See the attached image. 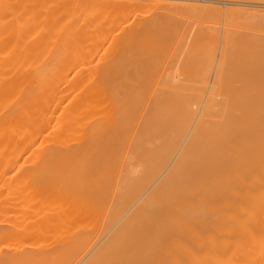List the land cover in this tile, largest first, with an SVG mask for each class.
Returning a JSON list of instances; mask_svg holds the SVG:
<instances>
[{
	"label": "bare ground",
	"instance_id": "obj_1",
	"mask_svg": "<svg viewBox=\"0 0 264 264\" xmlns=\"http://www.w3.org/2000/svg\"><path fill=\"white\" fill-rule=\"evenodd\" d=\"M30 1L0 0V264H264V15L241 34L240 14L210 6L194 31L175 28L185 56L221 37L198 74L177 72L181 53L177 71L126 75L100 65L114 33L99 63L84 56L100 39V0ZM248 1L264 2L228 0ZM139 22L160 51V21ZM231 62L246 73L225 75Z\"/></svg>",
	"mask_w": 264,
	"mask_h": 264
},
{
	"label": "rangeland",
	"instance_id": "obj_2",
	"mask_svg": "<svg viewBox=\"0 0 264 264\" xmlns=\"http://www.w3.org/2000/svg\"><path fill=\"white\" fill-rule=\"evenodd\" d=\"M28 1V2H27ZM30 0H26V2L27 3H33V2H29ZM33 1V0H32ZM36 1V0H35ZM40 2H42V0H39ZM45 2H46V0H44ZM43 1V2H44ZM49 1V0H48ZM53 2L51 3V1H50V4L52 5L51 6V8L52 7H54V5H55V8H57V6H58V3L57 2H59V1H61V0H52ZM69 1V0H68ZM72 0H70V2H71ZM109 2V0H100V1H98L96 4H97V6H96V8L97 7H101V9H99V8H97V10L95 11V15H96V18H97V21H98V30H99V33H101V34H99V37H100V39L97 41V44H95V45H93L92 47L91 46H89L90 44H88V43H84L83 45H85V46H82L83 47V51H86V49H88L89 48V50H87V52L90 54V55H88V53L87 52H85L86 54H84V56L86 57V55H87V57H86V61L88 62L89 61V65L90 64H92V65H94V64H96V63H99V61H101V60H99V59H97L98 57H99V53H100V51L101 50H103V52H104V50H105V47H103V46H106L107 45V42H110L111 40H113L114 42H115V40L117 39V41H118V43H112V45H109L108 44V47H111V48H106V50H107V52L106 53H104L105 55H103L102 53H100V54H102V55H100V59H102V62H100V65L102 64H105V61L107 62V65H108V63H111V64H109V65H111L112 67H114L113 65H115L116 64V68H117V70H116V68H115V70H114V72H116V73H124V74H126V75H134V74H140V72H141V74H144V73H151V74H153L154 73V71L156 70V72L157 73H160L158 70L160 69V71L161 72H164L165 70L166 71H168V72H170V70H172L171 72H174L173 70H175V71H177L175 68H173L174 67V63L177 61V60H179V62H180V59L179 58H181V71H177L178 73H185V74H187V75H191V76H193V75H195V73L196 74H198L199 73V71H200V69H198V68H200V67H196V65L197 64H200L199 62L201 61V57L203 56V53H202V49H204L203 47H202V49H201V47H199V48H193L192 49V51L190 52V54H188V56H187V54H186V56L185 55H183V52H182V49H179L180 48V46H178V50L176 49L177 47H176V45H177V43H178V41L176 42V44H175V41L176 40H179V39H176L175 37L178 35V36H180L178 33H176L175 32V28L176 27H181V28H184V29H186V28H189V29H192V31H194L197 27H198V24H200L199 22H201L200 21V19L201 20H203V18L202 17H204L205 15H206V12L208 13V11L212 8V7H210V6H217V7H219V8H221L222 9V11L223 12H225V10H226V7H229V8H231V9H234V12L233 13H235L236 15H241L240 17H242V18H240V19H238L239 21L240 20H242L243 22H244V24L245 25H243L242 23L243 22H240L241 24H239V25H242L243 27H241V26H238V27H240V29L242 30H240V29H238L237 31H235V34H234V36L236 37V34H238L239 33V30H240V32H241V34L242 33H246L245 32V30L244 29H251V27H252V25L254 24L253 23V21H254V19H255V17L256 16H258V15H264V2H250V1H248L247 3H238V5H237V3L235 4H231V2H228V0H225L226 1V3H225V1L224 0H134L135 2L133 3L132 2V0H122V1H120V0H114V3H113V0H112V2L110 1L109 3H113V4H111V5H109V3H106V2ZM130 1H131V3H130ZM223 1V2H222ZM73 2V1H72ZM74 2H75V0H74ZM99 2H100V4L101 5H99ZM129 2V3H128ZM105 3V4H104ZM56 4H57V6H56ZM103 4H104V6H103ZM123 6H122V5ZM241 4V5H240ZM243 4V5H242ZM250 4V5H249ZM261 4V5H260ZM115 5V7H116V5H118L119 6V8L121 9V10H119V12H116L115 10H118L117 8H115L114 9V12H116L117 14L116 15H118L119 13H120V15L119 16H116V15H114V13H113V15L115 16H113L112 17V14H109L108 12H107V10L109 11V10H111V9H113V8H111V9H109L110 7H113ZM124 5H126V6H124ZM130 5V6H129ZM110 6V7H109ZM120 6H122V8L120 7ZM127 6H128V8H127ZM109 7V8H108ZM125 7H126V9H125ZM108 8V9H107ZM103 9L106 11H104V13L102 14V12H103ZM125 9V11L127 12V13H129V11L130 12H132L131 14L129 13V14H127L126 12H125V14H123V12H122V10H124ZM135 9H138V10H135ZM139 9H140V11H141V9H142V12H139ZM144 9V10H143ZM236 9V10H235ZM53 10H54V8H53ZM128 10V11H127ZM56 11V10H55ZM145 11H147L145 14H146V16H147V18L149 19V20H151V19H155V21L157 20V21H160L157 25H156V28H154L155 29V31H154V33H156L155 35H154V33H153V36H155V37H153V39L154 40H156V39H158V38H162L163 39V37L164 38H167L166 39V43L169 41V43L170 44H166L165 43V46H168L167 48H162L160 51L158 50V52H157V50H153V48L151 49V47H152V45H151V39L150 40H147V42H146V49H150L149 51H151V50H153V51H151V52H149L148 50H146V49H144L145 47H144V29H141V31L139 30V31H135V27L137 26V24H138V22L140 21L141 22V24H142V22L144 23V12ZM162 11H163V13L164 12H167L166 14L167 15H163L162 14ZM176 11H178V12H176ZM237 11V12H236ZM245 11V12H244ZM99 12H101V13H99ZM110 12V11H109ZM112 12V11H111ZM138 12V13H137ZM238 12H240V13H238ZM108 13V14H107ZM121 13H122V15H126V16H128L126 19H128V21L125 19L124 21H123V19L125 18L124 16V18H122V16H121ZM136 13V14H135ZM147 13H148V15H147ZM175 13V14H174ZM199 13H201V14H199ZM246 13V14H245ZM61 14V13H60ZM111 16V18L112 19H114L112 22H111V19L110 18H107V16ZM137 16V14H138V16L137 17H135V15ZM161 15V17H160V15ZM194 14V15H193ZM204 14V15H203ZM209 14H211V13H209ZM208 14V15H209ZM244 14V15H243ZM61 15H64V14H61ZM103 17H101V16ZM105 16V18L106 19H108V22H109V24H108V22L106 21V19L104 18V16ZM141 15V16H140ZM150 15V16H149ZM177 15V16H176ZM198 16V15H200L199 17H198V19H196L197 17H194V16ZM246 15V17L244 18L243 16H245ZM83 16V15H82ZM81 16V17H82ZM98 16V17H97ZM108 16V17H109ZM134 16V17H133ZM188 16V17H187ZM218 16V18H219V20H220V22L219 21H217V20H215V19H218V18H214V22H215V24H214V22H213V26H212V28L216 25H218L219 26V28L218 27H214V30L215 29H219L218 31H216V32H219V34L221 35L222 34V31H223V28H224V24L223 23H226V20H225V17H224V15H217ZM220 16V17H219ZM101 18V19H98V18ZM117 17V18H116ZM141 17V19H139ZM151 17V18H150ZM168 17V18H167ZM184 17V18H183ZM205 17H207V15L205 16ZM216 17V16H215ZM237 17H239V16H237ZM247 17H248V19H247ZM159 18L161 19V20H159ZM168 20H167V19ZM175 20H174V19ZM180 18H183L182 20L180 19ZM232 18H234V19H236L237 20V18H236V16H232ZM250 18H253V19H250ZM104 21H103V20ZM119 20L120 21V23L119 24H117L119 21H117V20ZM136 19V20H135ZM171 19V20H170ZM188 19V20H187ZM207 19V18H206ZM130 20V21H129ZM165 20V21H164ZM180 20V22H178ZM231 20V19H230ZM237 20V21H238ZM251 20V21H250ZM102 21H103V23H107V24H104V25H101L102 24ZM117 21V22H116ZM122 21V22H121ZM127 21V22H126ZM162 21V22H161ZM168 21V22H167ZM174 21V22H173ZM186 21V22H185ZM196 22V24H195V22ZM205 21H207V20H205V18H204V21L203 22H201V24L202 23H204ZM232 21V20H231ZM230 21V23H232V26L235 28V25L237 24V23H235V24H233V22H235V20L234 21H232L231 22ZM247 21V22H246ZM114 22V23H113ZM139 22V23H140ZM166 22V23H165ZM173 22V23H172ZM84 23H86L85 21L84 22H82V26L85 28L86 27V29H84L82 26V31L81 32H83V34L84 33H86L87 31L89 32H91V29H92V27L91 26H88L87 24H84ZM88 23V22H87ZM128 23L130 24L129 26L130 27H127L128 26ZM196 25H194V24ZM211 23H212V21H211ZM247 23H250V26H248L249 24H247ZM110 24H113V25H110ZM124 24V25H123ZM171 24V25H170ZM185 24V25H184ZM209 24V23H208ZM207 24V22L205 23V25H208ZM111 27H110V26ZM123 26V27H121L120 28V26ZM125 25H126V27H125ZM139 25V24H138ZM182 25H183V27H182ZM248 26V28H246V27H244V26ZM103 27V29H102V27ZM119 26V27H118ZM199 26H201V25H199ZM223 26V27H222ZM100 27H101V30H100ZM108 27V28H107ZM125 27V28H124ZM138 27V26H137ZM194 27V28H193ZM112 28V29H111ZM168 28V32H167V30H165V29H167ZM170 28V29H169ZM242 28H244V29H242ZM89 29V30H88ZM119 29V30H118ZM120 29L122 30V31H120ZM126 29V30H125ZM130 29V30H129ZM134 29V30H133ZM171 29H174L173 31L171 30ZM188 29V30H189ZM236 29V28H235ZM108 30H112L111 32L110 31H108ZM85 31V32H84ZM105 31V32H104ZM107 31H108V33H107ZM170 31V32H169ZM172 31V32H171ZM244 31V32H243ZM106 35H104L103 33ZM237 32V33H236ZM110 33V34H109ZM115 34V36H116V38L115 37H113L114 36V34ZM117 33H120L119 35L117 34ZM134 33V34H133ZM135 33L137 34V35H135ZM143 33V34H142ZM88 34H90V33H88ZM103 34V35H102ZM132 36H131V35ZM241 34H239L238 35V37L239 38H237V40H240V38L243 36V35H241ZM112 36V39L110 38L111 36ZM141 35H142V37H141ZM157 35V36H156ZM172 35V36H171ZM106 37V39H104L105 37ZM119 36V37H118ZM128 36H130V38H131V40H133L132 42H131V40L129 39V41H127L128 40ZM138 36H139V38H138ZM162 36V37H161ZM122 37H123V39H122ZM127 37V38H126ZM132 37H134V38H132ZM135 37H137V38H135ZM157 37V38H156ZM173 37H174V39H173ZM113 38H115V40L113 39ZM126 38V39H125ZM177 38H179V37H177ZM104 41H103V40ZM110 41H109V40ZM106 40V41H105ZM121 40L123 41V40H126L127 42H129V45H127V43H126V41L124 42L123 41V44L124 45H127V47L125 48L124 46V48L122 47V42H121ZM140 40H142V41H140ZM180 40H182L183 41V39H180ZM179 40V41H180ZM221 37H220V39H218V42L216 41H214V45L212 44V46L211 47H213V48H211V47H208V48H205L204 50H205V52H207V50H209V51H211L212 49V51L210 52L211 54H212V52H214L215 50H217V48H218V50L215 52V54L213 53V55L214 56H218V54H220V53H218L219 52V50H221L220 48L222 47V43H220L221 42ZM101 41H102V43H103V45H100V44H102L101 43ZM112 41V42H113ZM138 43H137V42ZM149 41V42H148ZM173 43H172V42ZM119 42H121L120 43V47L119 48H121V49H118V50H115V52L114 51H112L113 50V47H114V45H118L119 46ZM130 42H131V44H130ZM105 43V44H104ZM134 43V44H133ZM141 43V44H140ZM148 43V44H147ZM183 43V42H182ZM218 43V44H217ZM111 44V43H110ZM114 44V45H113ZM140 44V45H139ZM216 44V45H215ZM134 45V46H133ZM139 47H138V46ZM178 45H182L180 42L178 43ZM198 45V44H197ZM221 45V46H220ZM95 46H97V47H95ZM140 46H142V48H140ZM217 46V47H216ZM95 47V48H94ZM136 47H138V48H136ZM150 47V48H149ZM182 47H183V45H182ZM216 47V48H215ZM58 48V47H57ZM56 48V50L57 51H55L54 49H52L51 51H52V53H51V55H43V56H46V58H49V59H54V58H56V56H57V54L55 55V53H59L60 52V50H62L63 48L61 47V49H60V47L57 49ZM98 48V49H97ZM104 48V49H103ZM115 48V47H114ZM171 48V49H170ZM48 49V50H47ZM47 49H45V51H49L50 49L49 48H47ZM65 49V48H64ZM91 49H93V50H91ZM163 49H164V51H163ZM165 49H166V51H165ZM199 51H198V50ZM96 50V51H95ZM105 50V51H106ZM126 50H128V51H126ZM235 50V49H234ZM119 51H120V53H119ZM129 51H131V52H129ZM145 51V52H144ZM156 51V52H155ZM178 51V52H177ZM50 52V51H49ZM81 52H82V49H81ZM102 52V51H101ZM110 52V53H109ZM127 52V53H126ZM149 52V54L147 55V53ZM204 52V51H203ZM48 53V52H47ZM94 53V54H93ZM113 53V54H112ZM122 53V54H121ZM130 53V54H129ZM132 53H134V54H132ZM181 53H182V55L183 56H179V55H181ZM216 53H218V54H216ZM248 53V52H247ZM53 54V55H52ZM83 54V53H82ZM108 54L109 55H114L115 54V56L114 57H109L108 56ZM121 55L120 57H119V55ZM139 54V55H138ZM146 54V55H145ZM160 54H162V56H160ZM200 54V55H199ZM92 55H94V56H92ZM124 55V56H123ZM127 55V56H126ZM169 55V56H168ZM212 55V56H213ZM236 54H234V56H235ZM237 55H238V53H237ZM237 55H236V57H237ZM106 58H105V57ZM118 56V57H117ZM123 56V57H122ZM136 56H138V57H136ZM147 56V57H146ZM155 56V57H154ZM158 56V57H157ZM175 56H179V58H176ZM213 56V57H214ZM239 56V55H238ZM67 57V56H66ZM66 57H65V59H66ZM88 57H92L91 59H92V63H91V60H90V58L88 59ZM126 57V58H125ZM133 57H134V59H133ZM154 57V58H153ZM165 57H167V60H166V58ZM172 57V58H171ZM209 57H211V56H209ZM239 57H241V56H239ZM45 58V57H44ZM69 58H71V57H68V59H66L67 60V66L69 67V65L70 66H72L71 68L73 69L74 67V69H77V66H80V65H82V63H83V61L84 60H78V62H76L75 64H73V60H70ZM122 58V59H121ZM139 58V59H138ZM147 58V59H146ZM163 58V59H162ZM173 58H174V60H173ZM235 58V57H234ZM68 60H70L69 62H68ZM95 60V62H93ZM96 60L98 61V62H96ZM105 60V61H104ZM115 62H114V61ZM157 60H158V62L160 63H157ZM160 60V61H159ZM163 60H164V62H163ZM174 62H173V61ZM176 60V61H175ZM188 60V61H187ZM236 60H238V59H236ZM79 61L81 62V63H79ZM85 61V62H86ZM117 61V62H116ZM156 63H155V62ZM86 62V64H88ZM104 62V63H103ZM148 62H149V67H151L150 69L152 70V68H153V70L151 71V72H149L150 70H147L148 69ZM183 62H185L186 63V65L185 66H183L185 63H183ZM197 62V63H196ZM232 62H235V61H232ZM231 62V64H228L227 65V67L225 68V71H227V72H225V75H227V73H228V76L229 77H235V76H233V75H230V73L231 74H235L237 77L238 76H241V75H243V73H246V72H243L242 70H244V71H247V74H249V75H251L252 73H253V71H252V69L250 68V70L248 71V70H246L247 69V66H245V64H247V63H244L243 65L244 66H242L241 65V63L238 61L237 63H239L242 67H243V69L241 70V69H239V68H241L240 67V65L239 64H237L238 65V67H235L236 66V64L235 63H232ZM115 63V64H114ZM143 63V64H142ZM144 63H145V65H144ZM147 63V64H146ZM191 63V64H190ZM85 63H84V65H86ZM120 64V65H119ZM139 64V65H138ZM152 64V66H150ZM156 64L158 65V66H156ZM190 64V65H189ZM195 64V65H194ZM125 65V66H124ZM143 67V68H141V66ZM230 65V66H229ZM232 65V66H231ZM138 68H137V67ZM145 66V67H144ZM159 66H161V67H159ZM172 66V67H171ZM234 66V67H233ZM249 66V65H248ZM140 67V68H139ZM165 67H170V68H172V69H169V68H166V69H163V68H165ZM187 69H186V68ZM189 67V68H188ZM233 67V68H232ZM245 67H246V69H245ZM113 68V69H114ZM137 68V69H136ZM192 68H193V70H192ZM249 68V67H248ZM183 69V70H182ZM198 69V70H197ZM233 69H235V71L236 72H238V73H242L241 75H239L238 73H236ZM136 70V71H135ZM147 70V71H146ZM164 70V71H163ZM232 70H233V72H232ZM139 71V72H138ZM143 71V72H142ZM145 71V72H144ZM188 71V72H187ZM195 71V72H194ZM230 71V72H229ZM137 72V73H136ZM153 72V73H152ZM214 72V71H213ZM156 73V74H157ZM194 73V74H193ZM224 73V72H223ZM155 74V73H154ZM246 74V75H247ZM227 76V77H228Z\"/></svg>",
	"mask_w": 264,
	"mask_h": 264
}]
</instances>
